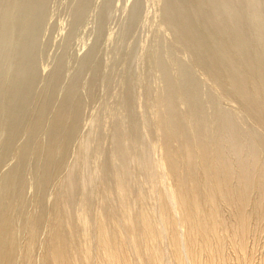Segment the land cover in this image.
Listing matches in <instances>:
<instances>
[{"label": "bare ground", "instance_id": "1", "mask_svg": "<svg viewBox=\"0 0 264 264\" xmlns=\"http://www.w3.org/2000/svg\"><path fill=\"white\" fill-rule=\"evenodd\" d=\"M38 1L0 0V264H264V0H145L164 2L156 31L170 45L160 47V61L159 46L140 48H148L139 61L152 81L137 119L123 86L126 100L113 97L112 110L115 87L100 98L108 115L99 119H116L107 131L90 116L78 137L77 147L89 143L83 157L94 156L85 177L76 170L80 151L70 150L79 86L72 81L78 95L67 98L74 88L63 89L57 106L55 90L35 94L33 68H24L33 43L11 51L2 68L6 46L37 30L30 17ZM94 198L103 204L92 212Z\"/></svg>", "mask_w": 264, "mask_h": 264}, {"label": "rangeland", "instance_id": "2", "mask_svg": "<svg viewBox=\"0 0 264 264\" xmlns=\"http://www.w3.org/2000/svg\"><path fill=\"white\" fill-rule=\"evenodd\" d=\"M23 1H32V0H23ZM134 1H136V3ZM38 2L39 3L41 2L40 4H42L40 6L41 9L39 11H36L37 13L34 12L33 13L34 15L31 14V17H30L31 21L34 18H35V20H37L36 22H34L35 20L33 21L34 22L33 23L34 24L33 31L36 27H37V30L35 32H33L34 34H32V37L29 35L28 36L26 35L27 38L25 36H23L24 38L21 37L22 39L20 40V43H18V46H17V44L12 46V48L6 46L7 48H9L10 52H9L8 57H7V55H5L8 59L6 57H4V60L2 62V68L3 69L6 68L7 67L6 64L8 62L11 63V61L15 57V55H13V54H15V53L17 54L18 52L24 50V48L30 46V44L33 43L32 44L33 45V52H32L33 54L29 57V59L24 60L26 62V66L24 64L23 65H24L25 69L28 68L27 65H29L33 68V72H34L33 75H34L35 79L37 78L36 79L37 81L34 80V83L32 84L31 90L33 92L35 91L34 92L35 94H37V91H38V94H40V95L43 94V96H44L45 90H46L45 94L48 93V91L51 92V90H52V92H53L55 90L56 91L55 93H57L58 95L57 94L54 95L55 93L54 94L52 93V94L54 95V97L56 96V98H53V99H57V100L52 99L53 101L51 103L54 104L53 106H57L58 103L60 102L58 100L64 101L67 97L70 96V94L73 95L72 93H74L76 86L77 87L79 86L78 87V91H79L78 93H79V96H81V98L83 100V102L81 101L83 104L81 103L82 106L80 108V111H81L80 121L81 122H80L79 130H78L77 136H76L77 141H75L74 143L72 142V147L70 150L72 151V150L77 148L76 150H78V151H76V152L78 153L80 151L79 153L81 155L78 154L77 156H75V158L80 161L79 166L76 170L78 172L79 177H85L92 170L95 169V164H93V162H92V158H94V156L88 155V156H90L89 158L87 156L88 160L86 158H84L83 156H85V154L83 151H85L84 149L89 148L88 147L89 143L88 142L84 143V146L82 145V147H84V149H83L81 146H80V148L77 147L80 145V144L78 145L77 142H79V139H80L78 137L82 138V137L87 136V131L91 128V126H89L90 119L95 115V117H94L95 119H93V118L92 119L95 120V122L97 120L99 121L101 119V117L99 119V117L97 115L98 114L100 116H101V114L103 115L104 111L103 112H101V111H102V109H104V107H107L108 105L112 110L113 103L110 106V104L112 102L111 99H113V101H115L116 99L113 97L117 98L118 96L121 98L122 97L125 98V100H126V97L129 98V100L127 99L126 100L127 102L125 101V103L129 104L130 110H126V109L125 110L127 111V113L130 112L129 114H131L132 117L134 116L136 119H137L138 115L136 116L132 113L138 111V113H136V114H139L140 110L145 109L144 103L146 101L144 102L142 100H145L144 98H147L146 97L147 93L145 94V92L149 91V89L148 90H145V89L151 85L152 80H149V78L151 77L150 79H152V75L150 76V71L152 74V70L150 67H149L150 68V70H149V68H148L149 64L147 65L146 62L141 63L139 61V59H140L139 57L142 54L146 55L145 53L148 50V48H147L148 46L150 47L152 45H156L157 47L159 46L158 50L161 54V57H159L160 56L159 52H157L158 54H156V55H158L157 60L160 61L161 58L163 59V55H162L163 52H161L162 49H160V47L163 44L165 46L170 45L169 44L170 42H166V41H170V39L168 37L164 36L162 33L156 31L157 30L156 26L162 22L161 21L162 19L158 16V9L160 7H162L164 2L162 1V3L161 2L155 3L154 5L147 4L149 2H146L145 0H108V1L107 0H78V1L77 0H39ZM77 2L79 5L77 4ZM0 5L2 6V3H0ZM131 8H132V10H131ZM155 8H157V9H155ZM151 10L152 11L156 10L155 11L156 13L152 12ZM20 14H24L23 11H21ZM151 15H152V17H151ZM150 19H151V21H150ZM3 33H4V31L2 30V34ZM157 34H160V35L158 36ZM161 35H162V39L165 37L163 39L165 41H163L161 39V37H160ZM155 36L157 37V39ZM151 38H153L154 40ZM113 39H115V40H113ZM117 39H119V40H117ZM155 40L157 42L153 43ZM150 42H152V43H150ZM121 43H123V44H121ZM157 43H159V44L157 45ZM142 45H144V47L148 45L146 47L147 49H144V50H146L145 52L144 51L142 52L140 50ZM163 46L161 48H163ZM3 47H4V45H2V48ZM6 47H4V48H6ZM118 50L121 53H119ZM3 51H5V50H3ZM11 51L12 52L15 51V53H12ZM34 52H35V54H34ZM170 52H171V50H170ZM125 54H126V57H125ZM172 54H174V53L172 52ZM11 55H13L14 57ZM9 57H11V58L13 57L12 60H10ZM109 60H110V62H109ZM83 61L85 64L83 63ZM182 62L184 63L183 64L184 66L186 65L185 67L191 66L187 61L182 60ZM30 63H31V65H30ZM80 63H82V64H80ZM0 64H1V62H0ZM87 64H89L88 65L89 67L87 66ZM81 66H83V67H81ZM111 67L112 68L114 67V68L112 69ZM117 68H118V70H117ZM145 68H146V70H145ZM179 68L181 70L182 66ZM188 68L189 67H187L186 69H188ZM148 70H149V72H148ZM119 71H120V73H119ZM105 73H107V74H105ZM113 73H114V77H113ZM110 74H111V76H110ZM116 74H117V76H116ZM193 74H194L193 78L195 80L196 79L198 80V78L196 76L197 72H196V74H195V72ZM104 75H106V76H104ZM19 76H20V74H19ZM8 77H9L8 80L9 79L12 80L13 77H14V79L18 78V77H15V75L14 76L12 75V77L11 76H8ZM72 77L74 80L71 79ZM138 78H141V82H138ZM52 79L54 80V82L51 81ZM105 80H107V81H105ZM118 80L119 81L122 80V83L119 82ZM135 80L137 81V83ZM72 81H74L76 84V86L74 85L75 88L73 87L74 82H72ZM116 81L121 83V85L119 83H116ZM87 82H89V84L92 83L93 85H91V86H94V89H91L92 92H90L91 90L90 91L88 90L89 94L92 93L90 95L93 96V98L91 96H88V91L86 89L88 86ZM198 82H197V84H198ZM80 83H83V84H80ZM138 83L139 84L141 83L142 85L140 84L138 86ZM51 84H53V85L51 86ZM69 84H71L72 88H74V90H72L73 92L70 89L71 87L68 86ZM86 84H87V86H86ZM48 85L50 86V88L51 87L53 88V86L58 87V88H57V90H56V88L50 89V88H48L49 87ZM106 85H108V86H106ZM111 85H112V87H111ZM199 85H201V83ZM199 85H197V86H199ZM116 86H120V87L123 86L124 87V88L122 87V89L123 90L125 89V91L120 89V87L118 88V90L120 89L121 92L122 91L125 92L124 95L126 94V97L121 96V92L119 93ZM144 86H145V88H144ZM114 87H115V89L113 90V92H116V94H117L115 96L113 94H109V92L113 93L111 90ZM132 87H133V89H132ZM203 87L204 86L202 85V87H201L202 90L205 89ZM66 88L70 89L71 92L68 90L69 94L64 95L66 92L64 90H66ZM90 88H92V87H90ZM107 88H109V89H107ZM138 88H139V90H138ZM35 89H37V90H35ZM198 89H200V88H198ZM40 90L41 91L44 90L43 93L42 92L39 93ZM135 90L136 91L138 90L140 94H137L138 91L136 93ZM205 91H206V89H205ZM59 93H60V95H59ZM66 93H68V92H66ZM78 93L76 92L77 95H78ZM106 93H107V96H108V94H109V96H112V98L110 97V99H109L110 101L108 100L109 103H106V104H108L107 106H105L102 103L103 101L101 102V100H100V98L101 99L104 98V94L106 97ZM76 94H75V96L77 97ZM63 95H64V97H66L65 99H62ZM138 95L139 96L141 95V96L138 97ZM143 95L145 96L144 98H143ZM95 97L97 100H95ZM119 97L116 101L121 100V99H119ZM98 98L100 100L99 102H98ZM134 99H135V101H134ZM136 99H139V100L137 101ZM13 101H14V99H13ZM13 101H12V103H13ZM54 101H56V102L58 101L57 104ZM115 104H114L113 109L118 107V104H116L117 107H115L116 106ZM136 104L138 107H135ZM109 107H108L109 112H107V113H110ZM29 108L31 109V106ZM134 108L135 109L138 108V109H136V111H135ZM119 109H120V107L118 108V110ZM115 110H113V112L117 111V110L116 111ZM105 111H107V110H105ZM111 113H112V111H111ZM29 114H31L30 111L28 114H26L27 118H29L27 116ZM113 114H115V113H113ZM113 114H112V116H114ZM104 115H105V117H107L108 114H104ZM109 115L111 117V114H109ZM90 116H92V117H90ZM105 117L102 118L104 121H105ZM114 118L116 119L115 116H114ZM22 119L24 120V117ZM22 119H20L21 122H22ZM107 119L108 118H106V121H108ZM110 119H112V117ZM110 119L108 122H109V125L111 126L113 124L112 122H114L115 119H114V121H111ZM98 121H97V123H98ZM104 121L100 120L102 126H104V130L110 131V126L107 124L106 121L105 122ZM95 122H94V124H95ZM100 122H99V124H100ZM102 122L106 123V125ZM110 123H112V124H110ZM99 124H95V125L99 126ZM101 124H100V126H101ZM135 126L139 127V124L135 123ZM107 131H103V132H107ZM22 137H21V139H19V143L25 140V138H22ZM87 139L89 141L92 140L91 135L88 136ZM106 139H108V138H106V137H105V139L103 138V140H106ZM108 141H109V139H108ZM104 142L105 141H102L103 144L102 143L101 144L104 145L105 144ZM106 144H107V141H106ZM109 144L110 143H108V145ZM71 153L72 152H70V154L68 155V164H71L72 162H74V155H72ZM83 160H84V162H83ZM10 163L11 162H9L7 164L11 165ZM8 167L9 166H5V168L2 170V172H4ZM50 199L46 200L47 205L50 204L49 203ZM78 200L79 199H76L75 202L77 203ZM102 204L103 203L99 199L94 198L91 202V211L92 212H94V210L96 211L97 209H99L101 207ZM96 236H97V234L90 236L92 245H93V241H94Z\"/></svg>", "mask_w": 264, "mask_h": 264}]
</instances>
